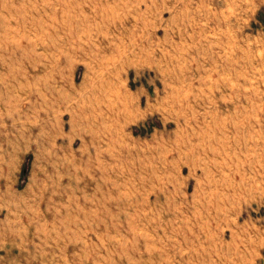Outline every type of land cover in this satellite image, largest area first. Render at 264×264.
Listing matches in <instances>:
<instances>
[{
    "label": "rangeland",
    "instance_id": "obj_1",
    "mask_svg": "<svg viewBox=\"0 0 264 264\" xmlns=\"http://www.w3.org/2000/svg\"><path fill=\"white\" fill-rule=\"evenodd\" d=\"M0 194V264H264V0H0Z\"/></svg>",
    "mask_w": 264,
    "mask_h": 264
},
{
    "label": "crops",
    "instance_id": "obj_2",
    "mask_svg": "<svg viewBox=\"0 0 264 264\" xmlns=\"http://www.w3.org/2000/svg\"><path fill=\"white\" fill-rule=\"evenodd\" d=\"M6 196V195H5ZM7 197V196H6ZM5 198V197H4ZM3 201V197H2V195L0 194V202H2ZM0 211H2V208H0Z\"/></svg>",
    "mask_w": 264,
    "mask_h": 264
}]
</instances>
